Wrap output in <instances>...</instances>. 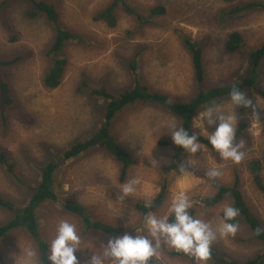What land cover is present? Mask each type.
Segmentation results:
<instances>
[{
    "label": "rangeland",
    "instance_id": "374dc122",
    "mask_svg": "<svg viewBox=\"0 0 264 264\" xmlns=\"http://www.w3.org/2000/svg\"><path fill=\"white\" fill-rule=\"evenodd\" d=\"M49 1L56 2L61 23L83 39L82 43L77 40L67 43V67L62 83L55 89L42 83L48 65L45 50L53 35L51 26L41 17L27 16L32 7L23 0L10 1L0 8V59L16 60L0 66V79L9 85L13 100L3 111L0 92V115L4 112L7 115L5 124L0 119V151L8 155L19 173L13 177L0 164V196L11 199L17 206L26 204L39 180L38 168L47 161V155L54 148L83 138L98 127L103 100L91 101L79 92L77 87L83 81L87 82L88 88L105 86L116 90L130 87L133 77L128 62L135 57L137 73L150 86L187 99L197 88L188 52L181 41L183 34L192 39H207L203 66L209 84L237 80L246 70L248 50L264 41L263 9L243 14L227 25L217 24V11L233 5L224 0H126L129 7L142 15L156 5L164 6L166 13L141 23L120 9L116 12L115 27L92 19L93 14L111 0ZM232 30L242 34L246 48L230 53L224 50L223 43ZM258 77L259 86L264 87V60ZM244 93L252 103L248 107L247 127L234 141V144L242 142L238 149L243 153L242 159L239 162L222 160L216 151L199 144L195 153L183 151L178 164L183 165V171L178 165L168 167L176 146L167 134V126L175 124L179 127V120L147 104L124 109L116 116L112 131L133 160L125 176L121 179L117 164L98 151L67 162L55 174L59 201H46L38 208L41 237L49 244L61 220L74 224L81 247L75 255L80 264H87L93 252L98 255L102 252V242L116 236L85 229L77 217L66 211L63 203L67 199L77 200L88 206L96 218L121 227L123 231L119 235H135L137 229H143L141 215L129 206L107 198L105 189L121 188L138 179L131 195L150 199L159 191L166 167L170 173L165 202L149 214L164 216L172 197L183 192L191 202L190 208L195 210L194 217L215 227L222 218L223 207L231 205V199L214 207H204L199 201L214 193L212 180L231 185L238 177L239 189L247 205L264 224V194L254 185L245 166L249 158L264 153V119L259 117L260 114L264 117V99L249 88ZM217 106L225 114L236 116V131L238 107L234 108L230 99L212 105ZM203 111L193 118V127L196 133L207 137L213 129L206 123L197 124ZM211 168L219 170L220 175L209 178L206 173ZM262 175L264 180V169ZM11 217L12 211L0 207V224ZM210 247L227 260L241 262L264 254V243L254 240L245 225H237L232 235L221 237L218 234ZM25 248L31 249L34 255L25 256L22 252ZM173 251L162 244L153 257L156 264H196L193 258L173 254ZM0 264H40L38 248L28 232L17 228L1 239ZM105 264H108L107 260ZM205 264L218 263L209 257Z\"/></svg>",
    "mask_w": 264,
    "mask_h": 264
},
{
    "label": "trees",
    "instance_id": "16d2710c",
    "mask_svg": "<svg viewBox=\"0 0 264 264\" xmlns=\"http://www.w3.org/2000/svg\"><path fill=\"white\" fill-rule=\"evenodd\" d=\"M10 1L15 0H0V8L7 5ZM23 1L32 7V9L27 11V16L32 18L41 17L51 26L53 35L45 50V57L48 60V65L44 71L42 83L49 89H55L62 83L67 67V56L65 52L67 43L70 40H77L78 43H82L83 39L81 36L72 33L61 23L56 2H51L49 0ZM224 1L232 3L233 5L229 9L221 8L217 11L215 18L218 20L217 24L219 25H227L233 19L255 9L264 10V1L262 0H243L240 2H238L239 0ZM120 9L129 15H133L141 23H144L145 20L148 21L149 18L158 17L166 13V8L164 6L156 5L149 8L146 11V15H142L137 12L136 9L129 7V5L126 4V0H111L102 9L96 11L92 19L93 21L103 22L109 27H115L117 23L116 12ZM181 41L188 52L192 67L193 82L194 86L197 88L196 92H193L192 96H188L187 99L171 95L150 86L137 73L135 57L128 62V69L133 77L132 86L116 90L108 89L105 86H101L100 88H88L87 82L83 81L81 86L77 87V90L86 94L91 101L92 99L103 100L99 125L96 129H92L85 137L75 139L62 147L54 148L52 152L47 155V161L38 168L39 180L28 197L26 204L17 206L11 199L0 196V207L12 211V217L8 221L0 224V241L10 231L22 228L28 232L35 241L39 253V262L41 261L40 264H49L47 260L49 244L40 235V224L37 211L46 201H59L57 192L59 185L55 182L56 172L67 162L79 160L89 153L98 151L111 158L117 164L120 169V178L122 179L127 169L132 165L133 160L130 153L120 145L112 129L116 116L129 106L147 104L152 108L165 111L175 116L179 120V127H184L189 134L195 133L199 144H203L213 150L207 137L195 132L193 127V118L195 115L208 106L219 104L224 99H230L228 94L234 84L242 92H244L246 88H249L264 99V87L259 86L258 83L260 65L264 60V41L255 48L248 50L245 72H243L237 80L235 79L234 81L221 84H209L206 82L203 66V52L207 39H192L190 36L183 34L181 36ZM223 48L230 53L245 49V41L242 34L238 30H232L227 33ZM15 61V59H0V66H6ZM0 92L2 97L1 109L5 111L7 107L11 106L13 100L10 95L11 89L3 79H0ZM247 112L248 108L238 107V125L235 131V139L242 136L247 127ZM259 117L261 120L264 119L262 114H260ZM0 119L4 124L6 123L7 115L5 112L0 115ZM163 143L166 144L167 142ZM174 151L175 152L170 157L169 168L175 167L181 163L184 149L176 146ZM0 164L4 165L6 171L13 177L19 174L15 165L9 161L8 155L2 151H0ZM245 166L251 175L254 185L264 194V180L262 175L264 169V153L260 157L254 156L249 158L245 162ZM169 168H165L167 172H164V180L159 191L150 199H143L131 194L121 199L120 188L115 186L105 189L106 197L121 202L137 211L141 215V220L143 221L145 215L155 212L165 202L168 189L167 185L169 184V179L167 178V175L170 173ZM238 183V177H236L231 185L212 180L211 185L213 186L214 193L201 197L199 202L204 205V207H214L230 198V206L238 209L237 216L230 221V223L245 225L254 240L264 243V224L247 205ZM67 200V202L63 203V207L70 214L77 217L81 224L84 225L83 227L85 229L99 231L109 236H117L122 233L123 230L121 227L106 223L92 215L88 206L77 200ZM148 201L151 202L150 208L145 207V203ZM189 212L194 216L195 210L193 208H190ZM173 254L190 257L183 252L173 251ZM209 257L213 258L218 264H264V254L257 255L254 258L241 262L223 258L218 255L216 250L212 247H210ZM149 264H156L154 258H151Z\"/></svg>",
    "mask_w": 264,
    "mask_h": 264
},
{
    "label": "clouds",
    "instance_id": "9594fccd",
    "mask_svg": "<svg viewBox=\"0 0 264 264\" xmlns=\"http://www.w3.org/2000/svg\"><path fill=\"white\" fill-rule=\"evenodd\" d=\"M231 105L248 108L251 100L246 97L235 85L229 92ZM213 129L207 135V140L212 149L216 151L222 160L239 162L243 153L239 151L242 142L234 144L236 116L225 114L219 109L208 106L199 114L197 124H204ZM214 126V128H213ZM167 134L171 142L189 153H195L199 148L197 135L189 132L182 126L175 124L167 126ZM183 171V165H178ZM206 175L215 178L220 175L219 170L211 168ZM134 179L120 188L121 196L131 194L134 191L133 185L138 183ZM146 208L151 207V202L145 203ZM191 202L183 192L175 194L168 206L164 216L147 214L143 220V229H137L136 234L124 233L111 237L106 243L102 242V252L98 255L95 252L89 257L87 264H149L151 258L157 255L163 244L165 247L193 258L196 264H205L210 256V246L216 240L217 235L223 237L232 235L237 230V225L230 223L238 214V209L225 205L222 209V218L219 224L213 227L210 223L194 217L189 209ZM80 236L77 234L75 225L67 220H61L56 227V233L48 246L47 260L49 264H80L75 255L81 249ZM27 257L34 255L29 248L22 250Z\"/></svg>",
    "mask_w": 264,
    "mask_h": 264
},
{
    "label": "bare ground",
    "instance_id": "6f19581e",
    "mask_svg": "<svg viewBox=\"0 0 264 264\" xmlns=\"http://www.w3.org/2000/svg\"><path fill=\"white\" fill-rule=\"evenodd\" d=\"M263 47V46H262ZM148 48V47H147ZM257 51V50H256ZM108 56V55H107ZM161 60V59H160ZM192 61V60H191ZM251 78V77H250ZM252 79V78H251ZM244 81V80H243ZM135 84V83H134ZM138 84V83H137ZM142 84V83H141ZM235 85V84H234ZM145 88V87H144ZM133 90V89H132ZM202 93V91H201ZM153 94V93H152ZM141 96V95H140ZM158 98V97H157ZM169 110V109H168ZM200 111V110H199ZM111 112V111H110ZM146 128V127H145ZM118 130V129H117ZM146 132V131H145ZM251 203V202H250ZM44 253V252H43ZM38 262V261H37ZM41 262V261H40Z\"/></svg>",
    "mask_w": 264,
    "mask_h": 264
}]
</instances>
